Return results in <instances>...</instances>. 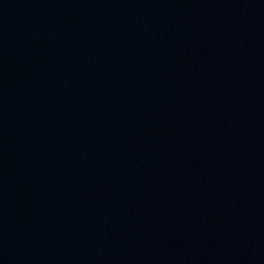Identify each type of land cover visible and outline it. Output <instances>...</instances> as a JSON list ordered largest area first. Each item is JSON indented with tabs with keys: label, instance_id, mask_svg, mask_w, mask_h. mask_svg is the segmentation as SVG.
<instances>
[{
	"label": "water",
	"instance_id": "obj_1",
	"mask_svg": "<svg viewBox=\"0 0 264 264\" xmlns=\"http://www.w3.org/2000/svg\"><path fill=\"white\" fill-rule=\"evenodd\" d=\"M0 264H264V0H0Z\"/></svg>",
	"mask_w": 264,
	"mask_h": 264
}]
</instances>
